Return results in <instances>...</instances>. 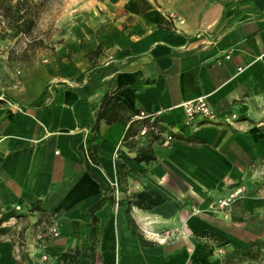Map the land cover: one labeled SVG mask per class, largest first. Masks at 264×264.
Instances as JSON below:
<instances>
[{
  "label": "crops",
  "instance_id": "0c3cea01",
  "mask_svg": "<svg viewBox=\"0 0 264 264\" xmlns=\"http://www.w3.org/2000/svg\"><path fill=\"white\" fill-rule=\"evenodd\" d=\"M104 8L103 24L70 38L86 37V57L56 51L42 86L23 82L30 97L6 94L16 105L0 89V264H39L43 254L51 264H231L200 236L224 235L228 254L264 235L261 197L243 196L227 220L213 209L264 162V0H118ZM44 90L46 108L19 107ZM106 92L129 109L124 117L158 113L171 147L136 136L113 163L128 123L102 120L92 130ZM200 97L220 121L237 120L185 128L182 104ZM143 150L154 160L138 161ZM27 205L33 213L14 210ZM48 216L58 238L46 236ZM164 234V243L154 240Z\"/></svg>",
  "mask_w": 264,
  "mask_h": 264
},
{
  "label": "rangeland",
  "instance_id": "374dc122",
  "mask_svg": "<svg viewBox=\"0 0 264 264\" xmlns=\"http://www.w3.org/2000/svg\"><path fill=\"white\" fill-rule=\"evenodd\" d=\"M34 6V26L29 34L21 33L0 19V89L3 94L23 99L30 97L27 87L20 89L23 82H31L33 86H42L45 78V65H48L58 50H66L65 58L70 59L78 53L86 57L88 49L86 37L70 40L77 30L85 29L92 23L103 20L104 7L114 5L118 0H29ZM103 48L97 47L96 52ZM90 54V53H88ZM23 88V87H22ZM23 91V94H17ZM25 94V95H24ZM2 97H0V100ZM32 99V98H31ZM28 99L27 101H30ZM232 126L229 122L218 125V128ZM203 124L204 128H217ZM236 189H243V196L251 195L264 199V162L248 168L237 184ZM232 193V192H231ZM230 193V194H231ZM229 196V195H228ZM242 196V197H243ZM226 198V197H225ZM242 199H239L240 201ZM237 201V202H238ZM237 202L232 206L231 210ZM255 240H263L258 237ZM224 255V250H222ZM227 252V251H226ZM254 261H243L240 256L233 258L231 264H264V249Z\"/></svg>",
  "mask_w": 264,
  "mask_h": 264
},
{
  "label": "trees",
  "instance_id": "16d2710c",
  "mask_svg": "<svg viewBox=\"0 0 264 264\" xmlns=\"http://www.w3.org/2000/svg\"><path fill=\"white\" fill-rule=\"evenodd\" d=\"M34 6L32 2L29 0H0V19L2 23L13 27L14 29H18L21 33L29 34L34 26ZM0 92V96H1ZM47 98V90L38 97L36 101L31 103L30 105L18 104L19 107L26 110H40L47 107L45 103ZM3 99L8 101L11 104L16 105L17 103L11 99L3 96ZM130 113L129 109L126 108L122 102L115 97V95L105 93L101 105L100 112L98 118L92 128L93 131H97L98 124L100 121H105L107 125H112L121 120H127L128 129L125 133V141L124 144H128L133 142L134 137L139 135L140 130L149 125L147 120H134V117L137 115L125 116L122 114ZM154 126L157 127V130L160 132H165L162 128L161 124L158 122V119L154 122ZM142 139V138H141ZM148 144L153 141L159 142V139L154 135L150 134L147 138H145ZM139 143L143 145V141L138 140ZM135 143V142H133ZM144 146V145H143ZM146 148V147H145ZM148 150H143L138 155V161H151L154 160L153 156H149L147 153ZM90 159V155H89ZM100 203L95 205L90 209V213H93V210H96L100 207ZM11 216H6L2 219V223L6 222L10 219ZM92 222H95V219L92 218ZM201 239H205L207 241V248L209 253L211 254L215 250H224V257H226L227 261L232 263L233 258L236 256H240L243 261H254L261 255L260 252L264 249V241L263 240H255L248 244V247L245 250H241L239 248H231L230 253L227 254L226 248L229 246L230 242L227 238L216 231H206L203 232L200 236ZM227 254V255H226ZM226 264V262H225Z\"/></svg>",
  "mask_w": 264,
  "mask_h": 264
},
{
  "label": "built area",
  "instance_id": "2783aa9c",
  "mask_svg": "<svg viewBox=\"0 0 264 264\" xmlns=\"http://www.w3.org/2000/svg\"><path fill=\"white\" fill-rule=\"evenodd\" d=\"M226 59H229V56H226ZM182 108L184 110L185 120H184V127L185 128H192L194 130H197L200 128L203 124H210V125H220V124H226V122H229L232 124L235 120H237L236 115H231L224 120H219V118L215 115V113L211 110L209 107L207 97H200L195 100H190L187 102H184L182 104ZM158 113H145L140 112L134 117V120H147L149 122V125L144 126L140 132L138 137L145 139L150 134L154 135L156 138L159 139V145L163 148H170L173 142V137L170 134H167V132H160L157 130V127L154 126V122L158 119ZM230 126V125H229ZM136 140V138L134 139ZM125 141V135L121 138V140L117 143L114 152L112 154V161L115 163L119 159L120 149L124 145ZM84 153L86 156V159L90 162L89 159V151L85 147ZM243 189H236L235 191H232L229 196L226 198L218 200L214 206L213 209L218 212L224 220L229 219L230 217V211L232 206L242 198L243 196ZM14 210L18 213H23V211H26L25 213H30L33 211L30 210V206L27 205V208L16 206ZM48 228L46 236L48 238H58L59 237V231L55 224L52 221V218L48 216ZM167 234H164V237L157 238L155 237L154 240L158 243H164L166 241ZM205 244H207V241L205 239H202ZM218 252L222 253V250H218ZM39 264H51L50 257L46 254H43L40 258Z\"/></svg>",
  "mask_w": 264,
  "mask_h": 264
}]
</instances>
